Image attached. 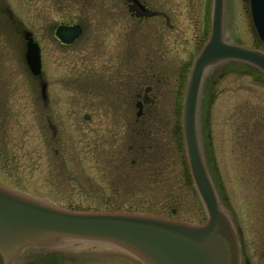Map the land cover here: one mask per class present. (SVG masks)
Segmentation results:
<instances>
[{"label": "rangeland", "instance_id": "obj_1", "mask_svg": "<svg viewBox=\"0 0 264 264\" xmlns=\"http://www.w3.org/2000/svg\"><path fill=\"white\" fill-rule=\"evenodd\" d=\"M192 2L193 27L181 25L185 42L163 46L158 52L147 49L153 46L148 40L135 38L131 44V91L139 77L144 85L153 84L150 108L156 107L157 113V118L148 120L151 134L141 144L145 145L144 156L132 166L138 148L131 128L135 96L106 100L108 106L126 110L129 106L123 120L131 124L121 129L113 110L93 108L96 98L87 79L93 57L89 49L92 30L99 26L100 38L106 36V29L100 28L107 25L105 10L121 13L119 0H0V186L68 210L131 211L203 224L207 213L191 178L182 131L190 67L208 38V31L198 26V8ZM245 5L243 0H225L223 38L264 52ZM61 22L85 27V35L76 45L61 47L53 38L52 29ZM23 31H29L40 46V75H32L26 64ZM147 53L157 60L147 59ZM100 59L103 62L105 57ZM152 75L160 81L154 83ZM41 80L46 81L50 97L46 108L40 99ZM197 129L218 198L235 232L239 228L237 241L243 244L240 264L243 259L264 264V74L239 61L208 66L198 95ZM108 137L112 143L122 138L130 149L124 153L125 163L116 157L112 162L94 160L96 141ZM99 165H103L102 171L108 165L115 175L110 187L94 184L93 177L102 172ZM125 166L127 174L116 173ZM89 242V248L64 246L57 250L88 263L143 264L120 247ZM43 249L49 250L33 247L24 263L31 261V254L41 257Z\"/></svg>", "mask_w": 264, "mask_h": 264}, {"label": "water", "instance_id": "obj_2", "mask_svg": "<svg viewBox=\"0 0 264 264\" xmlns=\"http://www.w3.org/2000/svg\"><path fill=\"white\" fill-rule=\"evenodd\" d=\"M253 25L264 43V0H250ZM223 0H212L208 40L194 58L182 105V131L190 174L207 213L206 221L189 224L135 212H85L56 207L0 186V264H12L26 248L43 247L44 240L105 242L125 250L143 264H240L234 226L221 205L199 144L197 105L204 70L219 61L238 60L264 73V53L223 39ZM79 25H59L55 36L72 42ZM25 60L33 75L41 73L40 48L29 31ZM45 96V84H41Z\"/></svg>", "mask_w": 264, "mask_h": 264}, {"label": "flooded vegetation", "instance_id": "obj_3", "mask_svg": "<svg viewBox=\"0 0 264 264\" xmlns=\"http://www.w3.org/2000/svg\"><path fill=\"white\" fill-rule=\"evenodd\" d=\"M243 2L246 4L245 8L247 12H249L250 14L249 0H243ZM119 3L123 9L121 13L114 10H105L107 25L100 28L106 29V31H104L106 36L103 35V37L100 38L98 31L99 26H94L92 30L90 42L91 45H88H90V54L93 57L91 73L89 74L87 79L90 80V84L93 88L91 90V94L96 98L93 108L97 111L99 109L107 111L109 109L113 110L116 115V121L121 124V129L128 128V125L131 124L130 121L123 120L124 114L126 113V111H129V106H127V110L123 106H108L106 105V100L110 97H121V99L128 98L130 97L131 93H133V95L135 96L136 100L134 101V106H132V108L135 109V118L132 122L133 125L131 126V128L132 130H134V137L136 139V143H138V148H136L135 151L136 157L131 159V163L133 166L137 163H140L142 157L144 156L143 151L145 145L141 144H143L142 141H144L145 137H150L151 134L147 129L148 120L151 116L153 119L157 118V113L154 112L156 111V107L150 108L152 101H154L152 100V97L155 96L152 93L154 91L153 84L144 85L143 83H141L142 79L139 77L134 86H132L131 91V77L129 73L131 44H133V42L136 40L135 38H137L138 40L141 39L142 41L144 40L145 42L146 40H148L152 42L153 46L150 45V48L147 49L151 52L153 49H156L155 51L158 52L159 49L163 50V46L167 48L169 47V45H176L183 41L185 42L184 39H186V35L185 38L183 37L185 30L181 27V25L184 22L188 28L193 27L194 9L192 0H119ZM195 4L198 8L196 14V17L199 20L198 26L203 32L206 33L208 31L209 36L211 23L210 7L212 6V0H195ZM108 5L110 6L111 4ZM224 9L225 0H223V16L225 12ZM95 10H97V5ZM96 20L97 19H95V21ZM59 25H79L81 28V32L72 42L63 43L59 41L54 35V31ZM85 31V27L81 24L74 22H61L58 23L54 27V29H52V36L61 47L68 48L76 45L85 35ZM101 43H104L105 47L101 46ZM141 45H143V47H146L144 46V44H142V42ZM147 55H150L149 57H147V59H149L150 61H152L153 59L157 60V57L155 55H152L151 53H147ZM102 56H104L105 59L103 60V62H100V58ZM152 79L154 80V83L156 82V80L160 81L159 79L155 78V75H152ZM82 82H84V80ZM43 83L45 84V96L42 98L40 94V99L42 101L43 107L46 108L50 104V97L47 92L46 81L41 80L40 85ZM101 98H103L104 100H101ZM46 121L48 124H50L49 116L46 117ZM152 125L153 127L155 126L154 124ZM50 127H52L51 124ZM151 138L154 137L152 136ZM119 141V143H112V141H110V137L100 141L101 144L96 141V144L93 146L95 156L94 160L97 163L104 161L112 162L115 159L114 157H116V161H123L125 163V161H127V158L125 157L124 153L130 152V149H128V147L125 148V145L123 144L124 140L122 138ZM116 145L117 147H115L114 149V146ZM98 167L101 169L103 165H99ZM105 167L107 168L106 170L102 171L101 169L102 172L99 174L96 173L93 177L97 180V183H95L92 178L96 186H111V183L113 181L112 177H114L115 175L110 172L108 165H106ZM126 168L127 167L125 166V169H123L122 171H117L116 173L125 175L127 174V171H125ZM154 176H156V174ZM117 178L119 179L122 177L121 175H119ZM172 211H174V209H172L171 212ZM237 230L239 231V228H237ZM237 235H239L238 232ZM239 246L241 263V257H243V254L241 255V253H243V244L240 240ZM31 251H34L33 248H26L25 250H23L15 258L12 264H26V262L24 263V261L26 257L30 255L29 253H31ZM31 255L32 259H30L31 261L27 264H54V253H51V251L49 250L45 251V249H43L42 255L39 258H34L33 254ZM78 258L76 257L75 260H67L64 257L63 259L65 260L62 261V263L57 264H98L97 261H89L88 263V261H82ZM243 264H249L248 259H243Z\"/></svg>", "mask_w": 264, "mask_h": 264}, {"label": "bare ground", "instance_id": "obj_4", "mask_svg": "<svg viewBox=\"0 0 264 264\" xmlns=\"http://www.w3.org/2000/svg\"><path fill=\"white\" fill-rule=\"evenodd\" d=\"M44 245L46 248L49 249V251H53V250H57L58 248H62L64 246H68V247H90L91 243L89 241H79V240H70V239H57V238H51V239H46L43 241ZM62 252V251H61ZM61 252L55 251L54 253V257H53V263L57 264V263H62L61 260H63V258L65 257L67 260L68 259H72L75 260L76 257H72L71 255H67V254H62ZM18 256V255H17ZM16 256V257H17ZM15 257V258H16ZM15 258L13 259V261L15 260Z\"/></svg>", "mask_w": 264, "mask_h": 264}]
</instances>
